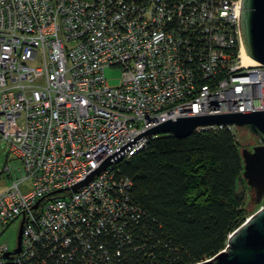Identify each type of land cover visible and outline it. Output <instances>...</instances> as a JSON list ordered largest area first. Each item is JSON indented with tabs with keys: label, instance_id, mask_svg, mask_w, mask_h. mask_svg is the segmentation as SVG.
<instances>
[{
	"label": "built area",
	"instance_id": "1",
	"mask_svg": "<svg viewBox=\"0 0 264 264\" xmlns=\"http://www.w3.org/2000/svg\"><path fill=\"white\" fill-rule=\"evenodd\" d=\"M241 13L242 0H0V134L24 174L0 189V264H120L140 210L119 164L158 136L147 134L264 112V65L243 63ZM109 67L123 72L117 87ZM238 129L195 132L240 143ZM18 222L15 253L18 238L3 237Z\"/></svg>",
	"mask_w": 264,
	"mask_h": 264
},
{
	"label": "trees",
	"instance_id": "2",
	"mask_svg": "<svg viewBox=\"0 0 264 264\" xmlns=\"http://www.w3.org/2000/svg\"><path fill=\"white\" fill-rule=\"evenodd\" d=\"M242 146L228 130L160 134L121 162L140 215L126 227L120 264H199L224 251L254 214Z\"/></svg>",
	"mask_w": 264,
	"mask_h": 264
},
{
	"label": "water",
	"instance_id": "3",
	"mask_svg": "<svg viewBox=\"0 0 264 264\" xmlns=\"http://www.w3.org/2000/svg\"><path fill=\"white\" fill-rule=\"evenodd\" d=\"M240 25L246 55L264 65V0H242ZM207 126L245 128L258 139V146L242 151L244 179L256 191L259 200L262 197L264 199V112L185 118L161 125L147 135L165 134L183 139L193 135L196 129ZM111 159L75 187V191L107 169L112 164ZM22 235L23 227L18 234V249L15 253L21 251ZM199 264H264V206L229 237L224 251Z\"/></svg>",
	"mask_w": 264,
	"mask_h": 264
},
{
	"label": "rangeland",
	"instance_id": "4",
	"mask_svg": "<svg viewBox=\"0 0 264 264\" xmlns=\"http://www.w3.org/2000/svg\"><path fill=\"white\" fill-rule=\"evenodd\" d=\"M122 70L118 67H110L105 70V76L110 86L117 87L121 84ZM237 136L240 144L245 149H249V146L256 143V137L247 131L245 128H239L237 130ZM6 166L11 168V173L5 172ZM21 163L14 156H12L7 149V143L2 141L0 134V189H5L11 186L12 182L17 178L24 176L22 172H19ZM33 185L31 181L24 183L21 186V190L26 193L32 190ZM248 211L253 214L257 212L261 207L264 206V199L262 197L259 200L255 195V190H248ZM20 229V223L14 224L4 235L3 240H7L9 244L14 248L16 246V240L18 238Z\"/></svg>",
	"mask_w": 264,
	"mask_h": 264
},
{
	"label": "bare ground",
	"instance_id": "5",
	"mask_svg": "<svg viewBox=\"0 0 264 264\" xmlns=\"http://www.w3.org/2000/svg\"><path fill=\"white\" fill-rule=\"evenodd\" d=\"M242 59H243V63L244 64L249 65V66H252V67L259 64L258 62H256L255 60H253L251 57H249L248 55H246L245 48H243V51H242Z\"/></svg>",
	"mask_w": 264,
	"mask_h": 264
},
{
	"label": "flooded vegetation",
	"instance_id": "6",
	"mask_svg": "<svg viewBox=\"0 0 264 264\" xmlns=\"http://www.w3.org/2000/svg\"><path fill=\"white\" fill-rule=\"evenodd\" d=\"M258 139L256 138V143H254L253 145L249 146V150H252L254 147L258 146Z\"/></svg>",
	"mask_w": 264,
	"mask_h": 264
}]
</instances>
